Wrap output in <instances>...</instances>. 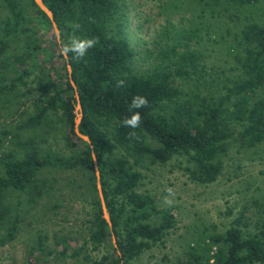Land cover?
I'll list each match as a JSON object with an SVG mask.
<instances>
[{"label": "trees", "instance_id": "trees-1", "mask_svg": "<svg viewBox=\"0 0 264 264\" xmlns=\"http://www.w3.org/2000/svg\"><path fill=\"white\" fill-rule=\"evenodd\" d=\"M42 1L59 39L34 0H0V248L33 230L20 226L35 222L22 214L40 207L33 218H55L78 200L75 229L53 232L50 245L39 229L26 246L28 264H142L177 222L175 207L159 208L139 190L155 167L172 163L204 187L229 161L236 171L243 161L264 165V0H162L164 24L140 56L123 31L127 0ZM73 35L98 43L83 59L65 58ZM76 93L78 130L89 142L74 132ZM137 95L147 107L130 108ZM136 111L140 126L125 127ZM65 173L81 182L62 184ZM44 198L50 209L39 206ZM187 247L184 260L164 255L160 263L264 264V192L225 231Z\"/></svg>", "mask_w": 264, "mask_h": 264}, {"label": "rangeland", "instance_id": "rangeland-1", "mask_svg": "<svg viewBox=\"0 0 264 264\" xmlns=\"http://www.w3.org/2000/svg\"><path fill=\"white\" fill-rule=\"evenodd\" d=\"M161 1L127 0L123 31L132 48L139 52L138 56L144 53L145 49L152 48L153 39L164 24V18L157 15ZM140 64L142 63L139 62L138 65ZM32 90L30 84L28 93L33 92ZM30 110L28 109V111ZM231 163L232 161L228 162L231 167L224 170L216 183L204 187L192 184L172 163L164 167H155L153 172L141 182L139 190H147L150 194L155 195L157 207L176 208L177 220L174 231L166 238L164 248L156 247L144 254L141 259L142 264H162L160 260L164 255L172 262L177 259L184 260L188 244L192 246L202 236L225 231L243 208L248 205L251 197L258 198L262 195L264 192V165L258 161H243L241 168L236 171L233 169L235 164L231 165ZM51 173L52 170L46 169L38 172L37 176H47ZM234 173L237 176H234ZM57 177L62 184L70 183L72 180H76V184L81 182L77 174L65 173L59 174ZM62 187L64 193L69 192L70 185L68 188ZM50 200L42 199L39 206L48 201L49 206L44 205V207L50 209L52 207ZM23 204L22 208H25ZM72 205L73 208H71V204L67 203L66 208L58 210L59 214L55 218L51 214L42 216V218H33V214L42 212L40 207L35 212L22 214L25 221L34 220L35 222L31 226H26L23 223L20 226H23L24 229L31 227L33 230L21 231L14 242L0 248V264H28L26 246L36 238L39 229L49 237L46 241L48 245L52 243L53 232H58L63 227L64 232L75 229L73 217L76 211L81 210L82 204L77 200ZM64 215L68 219V223L62 221ZM71 246L75 248L79 245L73 242ZM71 263L72 261L68 260L62 264Z\"/></svg>", "mask_w": 264, "mask_h": 264}, {"label": "clouds", "instance_id": "clouds-1", "mask_svg": "<svg viewBox=\"0 0 264 264\" xmlns=\"http://www.w3.org/2000/svg\"><path fill=\"white\" fill-rule=\"evenodd\" d=\"M98 43L97 38H80L75 35L70 37V41L67 45L63 46L61 51L62 54L67 56L69 53L74 54V58L77 60L83 59L86 54L88 53V50L95 47ZM118 87H123L124 82L117 81ZM148 100L144 96L137 95L132 98L130 108L131 109H141L144 107H147ZM141 123V115L139 111L134 112L130 118H126L123 121V125L125 127H129L132 129H136L140 126ZM134 134V133H133Z\"/></svg>", "mask_w": 264, "mask_h": 264}, {"label": "water", "instance_id": "water-1", "mask_svg": "<svg viewBox=\"0 0 264 264\" xmlns=\"http://www.w3.org/2000/svg\"><path fill=\"white\" fill-rule=\"evenodd\" d=\"M34 2L37 5V7L42 12H44L45 15L48 17V19L50 20V22L52 24L54 33H55L57 39H59V31H58L57 26H56V24L54 22L52 12L43 4L42 0H34ZM64 57L67 58V56H65V55H64ZM67 70H68V73L70 75L71 74L70 65H67ZM71 84L75 88V85H74L72 80H71ZM75 98H76L77 104H76V107H75L76 118H75L74 132L79 138L83 139L86 142H89V139L87 137L81 135L79 130H78V126H79L80 120L82 118V114H81V106H80V102H79V98H78L77 93L75 94ZM92 159H93V168H94L95 181H96L95 184H96V189H97L98 196H99V199H100L101 209H102V212H103V218L108 223V225L111 226V222H110V219H109V215H108V212H107V209H106V205H105V201H104L103 194H102L101 182H100V174H99V171H98L97 160H96L94 155H92Z\"/></svg>", "mask_w": 264, "mask_h": 264}]
</instances>
